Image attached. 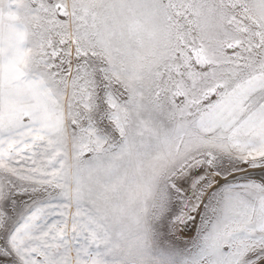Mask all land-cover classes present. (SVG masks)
<instances>
[{"label": "snow or ice", "instance_id": "1", "mask_svg": "<svg viewBox=\"0 0 264 264\" xmlns=\"http://www.w3.org/2000/svg\"><path fill=\"white\" fill-rule=\"evenodd\" d=\"M0 264H264V0H0Z\"/></svg>", "mask_w": 264, "mask_h": 264}]
</instances>
